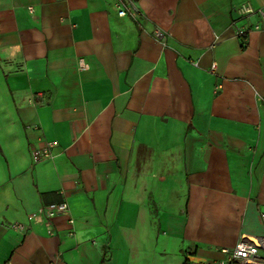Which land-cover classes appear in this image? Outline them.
I'll return each mask as SVG.
<instances>
[{
  "label": "crops",
  "instance_id": "0c3cea01",
  "mask_svg": "<svg viewBox=\"0 0 264 264\" xmlns=\"http://www.w3.org/2000/svg\"><path fill=\"white\" fill-rule=\"evenodd\" d=\"M134 1L0 0V264L213 263L264 235V22L238 9L264 0Z\"/></svg>",
  "mask_w": 264,
  "mask_h": 264
},
{
  "label": "built area",
  "instance_id": "2783aa9c",
  "mask_svg": "<svg viewBox=\"0 0 264 264\" xmlns=\"http://www.w3.org/2000/svg\"><path fill=\"white\" fill-rule=\"evenodd\" d=\"M119 7L118 13L119 16H126L128 14L132 15L134 18L142 16L139 7L134 0H118ZM241 12L240 16L244 18H250L251 16L257 15L261 22H264V7L254 8L252 5L243 4L238 8ZM259 24H254L250 28L239 27L237 28L236 35L239 38L245 39L247 34L252 30H259ZM153 36L155 39L160 41H165V33L156 28L153 31ZM79 67L84 69L83 61H80ZM216 64L213 63L210 66V72L216 70ZM32 105H36L34 99L28 101ZM56 142H47L45 146L41 149H33L31 152V159L34 163H38L43 159L53 157V149L55 148ZM67 205L65 203L57 205H49L44 208V212L47 216H55L57 213L67 211ZM260 220L264 224V210L260 211ZM16 228L23 230V226L20 224L15 225ZM222 258L216 260L213 263H202V264H264V235L253 238L252 240H246L241 242L234 247L227 249H220ZM188 264H197V263H188Z\"/></svg>",
  "mask_w": 264,
  "mask_h": 264
}]
</instances>
